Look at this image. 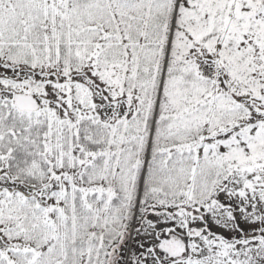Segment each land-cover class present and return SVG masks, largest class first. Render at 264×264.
<instances>
[{
	"label": "snow or ice",
	"instance_id": "6c2138e0",
	"mask_svg": "<svg viewBox=\"0 0 264 264\" xmlns=\"http://www.w3.org/2000/svg\"><path fill=\"white\" fill-rule=\"evenodd\" d=\"M0 264H264V0H0Z\"/></svg>",
	"mask_w": 264,
	"mask_h": 264
}]
</instances>
